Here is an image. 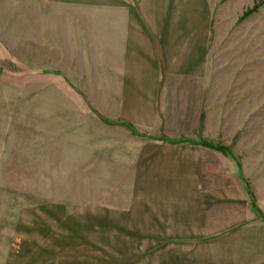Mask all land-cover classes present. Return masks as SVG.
Returning a JSON list of instances; mask_svg holds the SVG:
<instances>
[{"label": "rangeland", "instance_id": "1", "mask_svg": "<svg viewBox=\"0 0 264 264\" xmlns=\"http://www.w3.org/2000/svg\"><path fill=\"white\" fill-rule=\"evenodd\" d=\"M208 3L205 106L188 90V99L170 102L189 121L164 130L115 122L91 66L78 69L74 58L62 70L59 41L51 58L35 59L38 34L21 12L0 20V264L179 261L181 247L157 252L154 239L132 229L104 234L93 217L145 210L156 202L150 185L171 173L164 163L188 159L189 150L213 164L215 177L244 184L264 220V0ZM199 110L205 121L192 122Z\"/></svg>", "mask_w": 264, "mask_h": 264}, {"label": "crops", "instance_id": "2", "mask_svg": "<svg viewBox=\"0 0 264 264\" xmlns=\"http://www.w3.org/2000/svg\"><path fill=\"white\" fill-rule=\"evenodd\" d=\"M17 10L38 34L35 59L51 58L57 50L52 44L59 41L67 58L62 70L74 58L71 65L78 69L91 66L102 84L96 89L110 93L115 122L160 130L186 123L188 114L179 110L175 115L170 101L188 99V90L201 101L195 106H205L208 0H0V20L17 18ZM176 103L182 107L184 102ZM203 114L197 111L199 118L192 122H204ZM165 137L173 139L167 134L157 139ZM188 154L181 162L164 163L171 173L150 185L156 187V202L145 210H97L93 218L101 223L99 230L117 234L132 229L145 241L154 239L157 252L181 247L179 261L167 264H264V220L248 188L215 177L213 164Z\"/></svg>", "mask_w": 264, "mask_h": 264}, {"label": "trees", "instance_id": "3", "mask_svg": "<svg viewBox=\"0 0 264 264\" xmlns=\"http://www.w3.org/2000/svg\"><path fill=\"white\" fill-rule=\"evenodd\" d=\"M204 145L209 146V147H215L216 145H214L213 143H204ZM255 205V204H254ZM255 207V206H254ZM256 208V207H255ZM257 209V208H256ZM260 212V210H258Z\"/></svg>", "mask_w": 264, "mask_h": 264}]
</instances>
